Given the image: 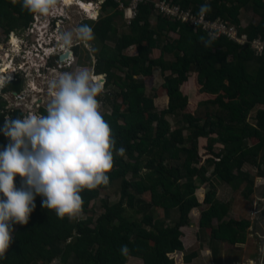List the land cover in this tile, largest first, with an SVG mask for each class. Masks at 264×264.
Returning <instances> with one entry per match:
<instances>
[{"label": "trees", "instance_id": "obj_1", "mask_svg": "<svg viewBox=\"0 0 264 264\" xmlns=\"http://www.w3.org/2000/svg\"><path fill=\"white\" fill-rule=\"evenodd\" d=\"M122 1L124 6L128 5V0ZM172 2L195 13H199L201 5L209 4V19L230 21L239 26V34L247 35L249 41L240 44L226 37L211 40L204 31L189 24L160 15L155 17L152 5L146 3L138 6L128 32L118 35L115 20L122 12L115 0H105L100 7V18L89 21L93 40L102 44L95 56L93 72L106 75L105 87L116 88L105 93L103 101L110 104L111 111L101 115L111 129L115 149L123 147L125 154L119 156L113 150V168L107 174V185L80 193L81 213H89L91 202L117 182L120 183L118 202L110 205L107 200L101 201L103 212L95 220L91 216L61 219L55 211L43 208V197L36 196L28 224L12 225V243L0 257V264H54L55 261L57 264H126L129 258H138L143 264H178L170 255L185 250L182 230L191 226L192 210L201 207L196 178L208 182L211 188L205 199L209 207L201 214L199 228L211 229L212 238L220 243L236 246L245 242L250 222L225 220L230 206L216 200L214 178L233 185L245 176L246 190L251 193L254 183L244 173V166L257 167L264 177V53L257 55L251 45L255 39L264 40V0ZM243 9H251L259 16V22L242 28L239 14ZM108 10L112 12L107 13ZM153 17L157 20L155 26L151 22ZM32 19L33 14L22 9V0H16L15 4L12 0H0V29L6 35L13 30L28 29ZM86 21L83 25H88ZM169 33H175L177 38L158 49V39ZM106 42L113 43L111 49ZM130 48L135 49L134 55L124 54ZM73 53L78 55L77 47ZM166 56L169 59L165 60ZM154 68H159L161 74L168 72L163 77L162 88L169 104L161 111L154 105L161 93L152 89L154 93L147 95L144 81L151 79ZM116 71L124 76L120 77ZM193 74L195 85L200 88L198 94L194 93L195 86L190 91L195 96L208 94L212 98L189 101L182 87L190 85ZM20 82L21 78H17L3 92H19ZM102 95L101 91L99 102ZM117 98L121 103L116 102ZM192 103L196 104L193 113L188 112ZM4 106L0 97V151L9 143L2 131L8 115ZM18 112H8L12 113L10 119H21ZM41 112L47 115L43 109ZM169 116H175V127ZM200 139L209 141L207 149L212 155L203 167H199ZM250 139L257 143L250 146ZM216 145L223 147L219 153L214 150ZM261 151L263 155L259 157ZM208 166L213 168L210 177H207ZM14 183L20 187L21 178L16 177ZM159 208L168 217L178 215L174 225L165 227L164 222L156 219L154 212ZM130 209L143 214L142 220L126 216ZM214 220L218 221L217 228L213 226ZM125 245L129 251L122 255L120 249ZM217 251L218 248L213 249L214 261L218 258ZM198 256V252L186 254L184 263L190 264Z\"/></svg>", "mask_w": 264, "mask_h": 264}, {"label": "clouds", "instance_id": "obj_2", "mask_svg": "<svg viewBox=\"0 0 264 264\" xmlns=\"http://www.w3.org/2000/svg\"><path fill=\"white\" fill-rule=\"evenodd\" d=\"M104 1L71 0L69 4L81 11L80 6L76 5L85 3L88 10L82 9L84 12H81L88 19L85 20L93 21L96 20V15L90 17L89 12L95 14V10H100ZM12 2L15 4L16 0ZM62 2L22 0V9L33 14L29 28L35 29L32 36L27 32L29 28L25 29L24 36L31 38L29 45L35 43L37 49L34 50L39 52L34 56L32 49L31 55L36 61L39 59L40 63L44 61L42 66L40 65L44 71L48 66L51 67L54 58L58 60L59 55L68 52L60 50L61 46L68 50L74 40L87 46V42L93 39L92 28L88 25L64 32L63 25L72 21L68 14L64 15L67 12L63 10L69 7ZM56 6L59 8L56 9ZM210 11V5L205 3L196 14L203 19ZM52 12L53 15H50ZM121 12L123 13L122 10ZM35 16H48L45 27L36 25ZM45 28L52 31L46 43L40 42L42 39H39L38 34ZM5 36L8 41L12 38V32ZM207 43L210 41H206ZM22 49L24 51H19V54H24L26 47L22 46ZM20 57L18 55L10 59H16L12 63L14 70L10 73L11 79L6 81L5 77L0 76V88L21 78L23 71L19 66ZM29 59L26 56V60ZM47 90L50 97L46 106L47 115L29 113L23 119L5 118L2 131L9 143L0 151V197H3L0 199V257L5 255L12 243V225L28 224L29 217L35 210L36 196L43 197V208L55 211L59 218H75L82 211L83 200L80 193L85 189L92 191L98 186L107 185V174L113 168L115 141L100 112L101 105L97 97L102 87L100 83L95 82L91 72L86 68H79L74 72L60 73L48 82ZM115 152L124 156L125 149L120 147L115 149ZM17 176L21 178L20 187L14 183ZM128 251L126 245L120 249L122 255H127Z\"/></svg>", "mask_w": 264, "mask_h": 264}, {"label": "rangeland", "instance_id": "obj_3", "mask_svg": "<svg viewBox=\"0 0 264 264\" xmlns=\"http://www.w3.org/2000/svg\"><path fill=\"white\" fill-rule=\"evenodd\" d=\"M96 1V0H95ZM81 3H78L80 5ZM68 6V4H66ZM59 7L56 6V9ZM63 12H67L64 15L68 14L72 22L69 24L63 25L64 32L71 31L85 23V19H87L81 11L78 10V8L74 6H70L67 8V10H63ZM112 10H108L107 13H111ZM54 12H52L50 15H53ZM155 13V12H154ZM55 15V14H54ZM95 19L98 20L100 18L101 10H95ZM156 13L154 14V16ZM156 17V16H155ZM239 19L241 20V27L246 28L251 23H258L260 18L258 15H256L251 9L245 10L243 9L239 14ZM48 20V16L44 17H38L37 18V24L42 27H45ZM88 20V19H87ZM93 20V21H96ZM92 21V20H90ZM228 21V20H227ZM88 22V25L91 27L90 22ZM152 25H157V20L153 17ZM230 22V21H229ZM127 22L123 19V13L121 16H119L115 20V26L117 29V33L122 34L128 32ZM26 30H20L12 31V36L17 38V43L19 45V51H24L22 49V46L26 47L24 54L14 52V47L11 45V39H8L5 36V34L0 29V66L3 64V58L1 57L2 53L10 52L12 51L11 59L14 56L20 55L21 64L20 69L23 71V74L21 75V82H20V91L19 92H3L5 87H8V85L5 84L4 87L0 88V97L2 99V102L4 103V111L7 112L8 118H11L10 115L12 113H8L10 111H19V116L21 119H23L24 116L28 115L29 113H35L38 115H43L41 112V109L46 111V106L50 100V97L48 96V82L58 76L60 73L64 72H74L79 68H86L88 69L92 75L94 74L93 66L95 63V56L100 52L101 50V43L95 42L93 39L91 41L87 42V46L83 42L75 41L73 42L72 46L68 50L71 53V57L69 60L64 61L63 63H60L59 60H53L50 64L51 67L48 66V69L46 71L43 70V68L40 67L44 63L42 60L41 63L39 59L37 61L33 62V58L29 60H26V56L30 53H32V49H37L35 43L33 45H29L31 38L25 37ZM40 35L39 39L40 42L46 43L49 41L48 37L50 34H52V31H48V28H45L44 30H40L38 32ZM57 38L59 36L55 35ZM177 38V35L175 33H169L166 37H161L158 39V49L165 43L168 42L171 39ZM39 42V43H40ZM108 48H112L113 43L112 42H106ZM77 47L78 49V55L75 56L73 53L74 48ZM22 49V50H21ZM55 49V48H53ZM38 50L34 52V54H38ZM135 49L130 48L128 50L124 51V54L127 55H134ZM152 57H156V53L151 54ZM91 56V60H88V57ZM33 57V56H32ZM39 58V57H38ZM169 59V57H165V60ZM15 60H9V63H11V70H14V66L12 65ZM50 62V61H49ZM26 63H29L27 65ZM33 64L35 68H32L31 66ZM31 67V69L29 68ZM13 68V69H12ZM120 77L124 76V73L117 72ZM165 75H168V72H165L164 74H161L159 68L153 69V75L151 79H145L146 84V92L147 95H152L154 91L152 89H156V91L161 93V97L154 100V105L158 111H161L163 109H166L169 104V99L165 95L166 92H164L162 88L163 83V77ZM96 76V75H95ZM99 76V75H97ZM103 78V82L101 85L103 95L101 96L102 101L99 102L101 105L100 112H110V104H104V95L109 90L116 91V88L114 86L112 87H105V80L106 75L102 74L100 75ZM193 78L191 79V83H196V76L193 74ZM139 78V77H137ZM142 78V77H140ZM11 79V76L8 78L9 81ZM197 85V84H196ZM195 85V92L199 93L200 86ZM186 86V85H185ZM184 86V87H185ZM188 86V84H187ZM190 87V86H189ZM189 87L186 88L185 94L188 95L189 101L193 102L198 97L199 100L205 99L204 96H195L193 91H190ZM189 89V90H187ZM192 92V94H191ZM209 99L212 98L211 96L208 97ZM111 101H114V97L111 99ZM116 102L121 103L120 98L116 99ZM196 109V104L192 103L188 106V112L193 113ZM5 117V118H6ZM168 120L172 124V126L175 127L176 125V118L175 116H169ZM250 123H253V120H249ZM5 123V120H4ZM257 143L256 140L250 139L248 144L250 146H253ZM208 145L209 141L207 139H200L199 141V155L202 157V162L199 165V167H203L206 165V161L210 158H212V155L208 152ZM223 147L221 145L215 146V152L219 153ZM263 151L259 153V157H262ZM208 172L207 177H210L213 168L208 166ZM262 170H264V165L262 166ZM261 170V171H262ZM244 173L250 176V179L254 183L253 191L251 193H248L246 190L247 187V181L245 180V176H242V178L236 182L233 185H227L221 182L220 180H216L214 178V184L216 185V200L219 202H225L229 204V212L225 220L234 219L237 221H248L250 222L249 227L246 230V238L245 242L242 244H237L236 246L230 245L228 243H220L218 240H215L212 238V231L211 229H204L201 230L199 228L200 224V218L201 214L204 210L208 209V205L205 202L207 193L210 191V184L208 182L202 181L201 178H196L195 182L197 183L199 189L196 192V195L201 203V207L196 208L192 210L190 214L191 218V226L183 228L184 235L181 237V240L183 241V246L185 250L183 252H176L174 254H171L170 257L175 260L178 264H185L184 263V255L190 254L192 252H198L199 256L198 258L194 259L192 263L190 264H264V177L261 176L259 170L257 167H253L251 165H245L243 168ZM145 172V171H144ZM18 177V176H17ZM129 178V177H128ZM119 192H120V183L117 182L113 184L108 190L102 191L99 195V197L91 202V209L89 213L83 214L80 213L75 218L85 219L87 216H91L93 220L97 219L99 215L103 212V209L101 207V201L107 200L108 204L112 205L118 202L119 199ZM246 193H248V196H246ZM145 197V196H143ZM3 197H0V199ZM155 216L156 219L160 222H164L165 227H168V225L172 226L175 223V220L177 219V214H172L169 217L164 212L163 209H156L155 210ZM126 216L141 221L143 218V214L137 213L135 210H127L125 213ZM73 219V218H72ZM213 226L217 228L218 221H213ZM218 248L219 251H217L218 258L217 261H214V252L213 249ZM54 264H57L55 261ZM126 264H143V261L140 259L135 258H129Z\"/></svg>", "mask_w": 264, "mask_h": 264}, {"label": "built area", "instance_id": "obj_4", "mask_svg": "<svg viewBox=\"0 0 264 264\" xmlns=\"http://www.w3.org/2000/svg\"><path fill=\"white\" fill-rule=\"evenodd\" d=\"M119 9L124 13V19L129 24L138 12V6L142 3L151 4L154 12L161 17L191 25V27L204 31L211 40H217L226 37L229 40L240 44H246L249 40L247 35L239 34V26L223 19H209L207 15L201 19L199 14L194 13L191 9H183L174 4L172 0H128V6L125 7L122 0H115ZM37 20V17H34ZM34 27L27 32L32 36ZM252 48L257 55L264 53V40L255 39L251 42ZM34 56H37L35 54Z\"/></svg>", "mask_w": 264, "mask_h": 264}, {"label": "bare ground", "instance_id": "obj_5", "mask_svg": "<svg viewBox=\"0 0 264 264\" xmlns=\"http://www.w3.org/2000/svg\"><path fill=\"white\" fill-rule=\"evenodd\" d=\"M63 2V5H66V4H68V7H70V6H73V4H69V2L71 1V0H62ZM81 4L80 5H76V6H80V9H81V11H87L88 10V7H87V5L85 4V3H82V2H80ZM83 9V10H82ZM83 11V12H84ZM90 17H93V16H95V14L93 13V12H89V14H88ZM35 36H34V39H33V41L35 42ZM15 40V46L16 47H14V52L15 53H18V49H19V46H18V43H17V38H15V37H13L12 36V38H11V40ZM60 50H63V47L61 46V48H59ZM33 51L34 52H36V50H34L33 49ZM63 52V51H62ZM70 53V52H69ZM32 53H30V54H28L27 55V58L29 57L30 58V56H31V59L33 58V62H35L36 60H35V58L34 57H32V55H31ZM71 55V53L69 54V58L67 59V60H69L70 59V56ZM11 56H12V51H10V52H5V53H2L1 54V57L3 58V64H2V69L0 70V76H3V77H5L6 78V80H8V78L10 77V74H9V72H10V68H11V63H9V60L11 59ZM61 63V62H60ZM63 63V62H62ZM32 65V64H31ZM34 65H36V64H33L31 67L32 68H35V66ZM31 67H29L30 69H31ZM12 71V70H11ZM95 82H98V83H100V84H102V82H103V78H102V76H98V77H95Z\"/></svg>", "mask_w": 264, "mask_h": 264}, {"label": "water", "instance_id": "obj_6", "mask_svg": "<svg viewBox=\"0 0 264 264\" xmlns=\"http://www.w3.org/2000/svg\"><path fill=\"white\" fill-rule=\"evenodd\" d=\"M69 52H64L63 54L59 55L58 60L59 62H64L69 58Z\"/></svg>", "mask_w": 264, "mask_h": 264}, {"label": "crops", "instance_id": "obj_7", "mask_svg": "<svg viewBox=\"0 0 264 264\" xmlns=\"http://www.w3.org/2000/svg\"><path fill=\"white\" fill-rule=\"evenodd\" d=\"M154 18H155V17H154ZM191 84H192V83H190V85H188V86H185L184 88L182 87L183 92H185L186 88L189 87V86H190L189 89H190V88H193V87L195 86L196 83H193L192 85H191ZM189 89H187V90H189ZM191 94H192V92H191ZM165 95H166V94H165ZM166 96H167V95H166ZM201 96H204V97H205L206 95H201ZM208 96H210V95L207 94L206 98H207ZM167 98H168V96H167ZM168 99H169V98H168ZM196 101H201V100H199L198 97H197V98H196Z\"/></svg>", "mask_w": 264, "mask_h": 264}, {"label": "flooded vegetation", "instance_id": "obj_8", "mask_svg": "<svg viewBox=\"0 0 264 264\" xmlns=\"http://www.w3.org/2000/svg\"><path fill=\"white\" fill-rule=\"evenodd\" d=\"M11 45L13 46V47H16L15 46V40L13 39V40H11ZM19 46V45H18ZM71 56V55H70ZM94 77H98V76H95V75H93Z\"/></svg>", "mask_w": 264, "mask_h": 264}]
</instances>
